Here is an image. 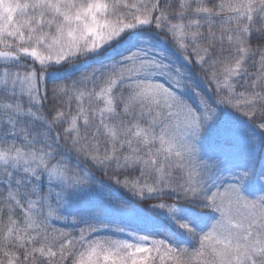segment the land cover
Returning <instances> with one entry per match:
<instances>
[{
	"label": "snow or ice",
	"instance_id": "6c2138e0",
	"mask_svg": "<svg viewBox=\"0 0 264 264\" xmlns=\"http://www.w3.org/2000/svg\"><path fill=\"white\" fill-rule=\"evenodd\" d=\"M253 177L264 0H0V264H264Z\"/></svg>",
	"mask_w": 264,
	"mask_h": 264
},
{
	"label": "trees",
	"instance_id": "16d2710c",
	"mask_svg": "<svg viewBox=\"0 0 264 264\" xmlns=\"http://www.w3.org/2000/svg\"><path fill=\"white\" fill-rule=\"evenodd\" d=\"M99 175V174H98ZM244 192L250 196H253L255 194H257L258 192H260L261 190H264V185H261L255 177H253L251 180H249L245 186H244ZM57 227H61L63 228L64 225L61 223H57L56 224ZM79 226H77V231H78ZM69 230H71V228H69Z\"/></svg>",
	"mask_w": 264,
	"mask_h": 264
}]
</instances>
